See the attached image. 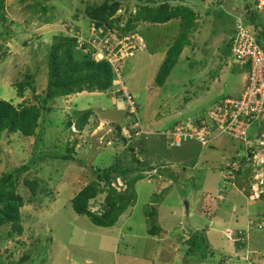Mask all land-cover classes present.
<instances>
[{
    "label": "rangeland",
    "instance_id": "374dc122",
    "mask_svg": "<svg viewBox=\"0 0 264 264\" xmlns=\"http://www.w3.org/2000/svg\"><path fill=\"white\" fill-rule=\"evenodd\" d=\"M44 1L55 8L46 14H35L27 8L32 0H0L7 19L0 22V45H3L0 99L13 101L15 105L26 100L35 102L30 90L24 98L17 97L15 84L27 73L34 76L37 94L46 87L47 54L54 35L76 36L86 42H90L91 36L102 38L84 14L86 2L101 5L102 0ZM253 2L125 0L119 3L113 20L122 27L138 6L163 3L191 7L197 14L196 26L162 86L156 84V76L167 49L181 33V20H171L164 26L140 22L128 34L137 31L136 37L147 43L125 62L122 70L125 87L135 97L137 115L130 113L124 99L119 93L114 96L113 90L110 94L84 93L51 102L56 110L41 120L39 144L36 137L20 134L4 135L0 139V175L35 158L36 176L53 189L49 196L44 193L34 197L23 184L20 186L26 200L22 208L24 230L21 235L7 238L11 227L0 229V264H264V230L256 226L260 222L264 227V198L260 191L252 193L257 179H250L252 166L249 165L261 158L255 168L264 177V135L257 138L252 130L251 142H242L215 130L211 138L219 135L207 146L186 140L178 149L170 148L164 135L182 123L191 127V123L219 108L222 98L234 97L227 99L231 103L245 96L252 83L248 79L250 72L233 61L228 44L239 23L250 25L246 17ZM257 23L264 24V19ZM77 27L80 32L76 31ZM106 32L99 41L101 45L106 40L121 43L119 31L110 28ZM118 34L125 36L122 42L132 38ZM95 45L98 44L92 43ZM87 108H92L94 113L83 132L74 126L71 132L64 130L61 121L71 116L75 121ZM117 125L121 126L125 140ZM68 144H75L74 160L49 159L45 155L65 154ZM130 144L136 147L137 157L153 162L156 170L144 172L145 179L136 184L139 194L136 206L115 227L96 226L87 216L74 211L71 200L92 180L94 167H108L115 161V151L122 161H132V154L126 151ZM235 156H252L251 162L242 164L245 172L242 175L233 176L228 169L230 159ZM138 173H131L130 178ZM121 185L118 181L117 187ZM104 197L105 194L91 201L92 210L100 207ZM252 201L255 203L250 204ZM154 210L157 216L151 217L149 213ZM154 223L161 228L157 235L149 234ZM242 229L247 231L249 240L246 246L238 247L234 235ZM197 231L206 237L208 244L204 259L199 248L194 253L187 252L189 235Z\"/></svg>",
    "mask_w": 264,
    "mask_h": 264
},
{
    "label": "trees",
    "instance_id": "16d2710c",
    "mask_svg": "<svg viewBox=\"0 0 264 264\" xmlns=\"http://www.w3.org/2000/svg\"><path fill=\"white\" fill-rule=\"evenodd\" d=\"M24 1L25 0H21V2ZM122 1L125 0H102L101 5H91L86 2L84 14L92 23V26L99 31L100 35H106V31L110 28L116 29L120 34L128 33L134 30L140 22L155 25L164 24L175 19L181 20V33L173 45L168 49L166 57L156 76V84L162 86L165 79L176 65L184 47L189 43V36L196 26L195 19L197 14L191 7L184 5L171 6L163 3L159 6H155L142 4L137 7L136 13L133 14L129 18L127 24L122 27L113 20L117 7ZM129 1H134L136 3L142 2V0ZM253 1L254 6L257 0ZM110 3L112 4L110 5ZM47 5L48 4L45 3L44 0H32L27 8L30 10L33 9L32 11L35 14H46L48 11L55 8V5H48L49 7ZM253 6L249 8L250 14L246 18L249 19L251 23L256 24V22L261 19L262 14ZM2 8L3 5L0 4V22L7 21ZM219 15H222V12ZM262 19H264V17H262ZM76 29L77 32H80V27ZM234 30L235 34L237 30ZM263 34L264 32L260 31L259 37L263 36ZM234 37L233 35L232 41L228 44L231 53ZM25 45H27V42H25ZM2 47L3 45H0V49H2ZM96 51L97 50L91 46L89 42L84 40L80 41L76 36L54 35L53 43H51L49 53L47 54V84L43 92L41 94L36 93L37 90L33 81L34 76L29 73L25 75L23 80L15 84L18 98H24L27 90H30L35 102L33 103L32 100H26L15 105L13 101L0 99V139L4 135L10 136L20 134L24 137H36L39 144L41 141V132L39 130L41 120L48 113L56 110V108H52L51 102L54 103L56 102L55 100H61L64 97L81 94L83 92H87L89 95L95 92L110 94L113 89H116L118 87L116 84L117 77L113 72L112 66L105 60H98L95 57ZM233 58V61L238 64L234 56ZM232 98L234 97L222 98L218 104L224 107L226 104L225 101ZM227 107L230 113L235 110V107L231 104H228ZM75 111L77 112V110ZM93 113L94 111L92 108H87L80 113L81 115L78 116L75 121L71 118L72 116L67 119V121H61L64 130H69L71 132L72 126H74L79 132H83L85 127L89 124L90 117ZM132 114L134 115V113ZM255 116V112L251 113L245 116V120L253 121ZM206 118L207 115L200 118V121ZM117 129L120 131V136L125 140L126 138L122 134L121 126L117 125ZM252 130L255 133L254 136L257 138L263 134L264 113H261L260 118L255 122L253 121L252 125L249 127V137L251 139H253ZM69 136L70 133L68 134V137ZM75 141L77 143V140ZM75 144L73 146L68 144L65 154L54 153L45 155L49 156V159H61L64 161L74 160L76 159ZM126 151L132 154V161H122L119 154L115 151V161L108 167H94V177L92 180L81 188L71 200L74 211L78 215L87 216L92 224L96 226L104 228L115 227L120 218L125 215L127 211L131 212L136 206V202L139 198V194L136 191V184L145 179L144 172L147 173L156 170V167L152 164L153 162L151 163V161H147L146 159L140 160L137 157L135 153L137 149L134 145L130 144ZM122 154L125 156L124 153ZM245 158L244 156H235L231 158L229 162L233 163L235 161H240L242 166V164L246 162ZM196 161L197 159H195L194 164ZM34 162L35 158H32L30 163L15 166L14 168L2 172L0 175V229L8 226L11 227L8 231L7 238L21 235L24 230L22 226V208L26 200L20 191V186L22 184L34 197H40V195L44 193L49 196L53 193V189H50L44 180L36 176V169L33 165ZM194 164L192 163V166H195ZM228 169L233 171V176L234 174L238 176L244 173L242 168L237 172L230 166ZM136 172L139 173L131 179L130 174ZM118 181L122 184L121 188L117 187ZM253 192H256L254 188H252V193ZM104 194L105 197L100 207L97 210H92L91 201L96 200L98 196ZM259 195L264 198V190ZM254 203L255 202L252 201L250 204ZM204 211L209 212V209H205ZM149 215L151 217L157 216V213L154 210L150 212ZM256 226L264 230L260 222ZM160 230L161 228L154 223L150 228L149 234L157 235ZM199 232L200 231L193 232L189 235L188 244L190 246L187 252L194 253L196 249L199 248L200 252L202 251L200 253V256H202L201 259H204L208 253V251L204 253L205 249H208V244L206 237ZM234 238L235 244H237L238 247L246 246V241L249 240L248 233L245 229L237 231Z\"/></svg>",
    "mask_w": 264,
    "mask_h": 264
},
{
    "label": "built area",
    "instance_id": "2783aa9c",
    "mask_svg": "<svg viewBox=\"0 0 264 264\" xmlns=\"http://www.w3.org/2000/svg\"><path fill=\"white\" fill-rule=\"evenodd\" d=\"M254 8L262 14V17H264V0H257ZM249 23L250 25L242 23L238 24L232 44V53L235 57V61L244 67L246 66L250 72L248 79H251L252 83L248 88L247 93L242 99H236V102H231L232 104L229 103L230 101L227 102L226 100L224 107L220 106L219 108L213 110L207 115L206 119L200 121L197 125H191V127H188L187 125H180L175 130L168 131L166 136L171 139L170 144L172 146H181L182 141L186 139L196 140L203 145H207L211 139V134L215 130H219L220 132L223 131L225 134L234 136L242 142H249L251 140V138H249V127L252 125L253 121L255 122L260 118L261 113H264V34L259 37L260 31L264 32V24H258L257 22L256 24H253L250 21ZM101 37L102 38H99L95 35L94 38H90L89 43L91 45L92 43L98 44L97 46H93L97 50L96 52L98 57L106 59L111 63L119 83L123 86V80L120 72L122 60L133 54L136 49L134 44L136 43L129 38L127 42H122L120 39V44H114L113 42L106 40L105 44L101 45L99 41L104 38L103 36ZM128 50L131 52H128ZM259 86L261 89L257 88ZM123 89L125 91L124 95L126 101L130 105L131 111H135L136 105L134 97L127 92L125 87H123ZM228 104L235 107V110H233L232 113L228 110ZM254 112L256 113V116L253 118V121H246L245 116ZM262 135L260 137H262ZM247 153L251 155L253 154V151L247 150ZM262 155L263 154L260 156ZM262 158L264 159V157ZM245 159L246 162H251L252 156H248ZM258 161L254 165H249L252 166V171L256 173L255 178L257 179V182H262L263 172H260L255 168V166L259 163ZM232 164L233 166H231ZM234 164L237 165L234 167ZM230 167L234 168L235 172L242 168L240 161L230 163Z\"/></svg>",
    "mask_w": 264,
    "mask_h": 264
},
{
    "label": "clouds",
    "instance_id": "9594fccd",
    "mask_svg": "<svg viewBox=\"0 0 264 264\" xmlns=\"http://www.w3.org/2000/svg\"><path fill=\"white\" fill-rule=\"evenodd\" d=\"M150 24V23H149ZM155 25H157V24H155ZM91 28V27H90ZM135 29H137V27L135 28ZM134 29V30H135ZM131 31H133V30H131ZM131 31H129L128 33H124V35H126V36H132V38H131V40L133 41V39H134V43H136V49L134 50V52H133V54L132 55H129V56H127V57H125V59H123L122 60V65H121V68H120V72H121V76H122V70L124 69V66H125V62L128 60V59H130V58H132V57H134L138 52H140V51H142L143 50V48L147 45V43H145V42H141V40L139 39V38H137L136 37V35H138V32L136 31L135 33H133V34H130V35H128ZM101 32H103V31H101ZM117 36L119 37V40L121 39V40H124V38H125V36H121V35H119L118 33H117ZM93 36H91L90 38H92ZM80 41H82V40H80ZM92 46V45H91ZM120 47H121V45H120ZM98 60H105V61H107L106 59H101V58H99L98 57V55H97V52H96V56H95ZM165 59V58H164ZM164 61V60H163ZM110 65H111V63L109 62V61H107ZM162 64V63H161ZM112 66V65H111ZM161 66V65H160ZM112 69H113V72H114V74L116 75V73H115V71H114V68H113V66H112ZM117 77V76H116ZM122 80H123V86L119 83V81H118V78L116 79V84H117V88L116 89H113V90H115V91H113V95L115 96L116 95V93H119L120 95H121V97L124 99V101L126 102V104L128 105V108H129V111H130V113H134V114H136L137 113V110H135V111H131V108H130V105L127 103V101H126V98H125V95H124V93H125V91H124V89H123V87H125V80L123 79V76H122ZM126 88V90H127V92L128 93H130L131 95H132V93H131V91L127 88V86L125 87ZM84 93H87V92H83V93H81V94H84ZM98 93V92H97ZM112 93V92H111ZM133 96V95H132ZM134 97V96H133ZM119 99V98H118ZM134 100H135V97H134ZM208 114V113H207ZM137 115V114H136ZM139 115V114H138ZM200 122V119L196 122V123H191V125H197L198 123ZM181 125H188L187 123H182ZM168 131H171V130H167L165 133H164V135L166 136V133L168 132ZM218 137V134L215 136V137H213V138H211L210 139V143L212 142V141H214L216 138ZM166 139H167V141H168V146L170 147V148H173V149H178V148H181V147H183V144H184V141H186V140H190V139H186V140H183L182 141V144H181V146H172L170 143H171V139H169L167 136H166ZM193 141H196V140H193ZM196 142H198V141H196ZM201 146H203V147H205V146H207V145H203V144H201L200 142H198ZM209 143V144H210ZM169 149V148H168ZM245 157V156H244ZM245 173V172H244ZM255 172H253L252 171V174H251V177H250V179L253 181L254 179H255ZM264 177H263V180H262V182H255V185H254V189H255V191H260V193H261V190L263 189L264 190ZM262 186V187H261ZM263 192V191H262ZM258 195V194H257ZM235 242V241H234Z\"/></svg>",
    "mask_w": 264,
    "mask_h": 264
},
{
    "label": "crops",
    "instance_id": "0c3cea01",
    "mask_svg": "<svg viewBox=\"0 0 264 264\" xmlns=\"http://www.w3.org/2000/svg\"><path fill=\"white\" fill-rule=\"evenodd\" d=\"M165 24H159L158 26H164ZM150 27H152V25L150 26ZM156 42V39L155 40H153V43H155ZM155 45H156V43H155ZM169 49V48H168ZM167 49V50H168ZM166 56V55H165ZM164 60V59H163ZM162 60V61H163ZM91 94H97V92H95V93H91ZM77 95H79V94H77ZM73 96H75V95H73ZM112 102H113V100H112Z\"/></svg>",
    "mask_w": 264,
    "mask_h": 264
}]
</instances>
